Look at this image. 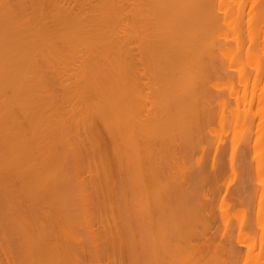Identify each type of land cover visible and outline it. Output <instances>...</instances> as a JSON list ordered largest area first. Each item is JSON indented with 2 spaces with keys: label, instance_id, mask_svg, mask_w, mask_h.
Returning <instances> with one entry per match:
<instances>
[{
  "label": "bare ground",
  "instance_id": "1",
  "mask_svg": "<svg viewBox=\"0 0 264 264\" xmlns=\"http://www.w3.org/2000/svg\"><path fill=\"white\" fill-rule=\"evenodd\" d=\"M263 76L264 0H0V264H264ZM213 119L249 218L193 190Z\"/></svg>",
  "mask_w": 264,
  "mask_h": 264
},
{
  "label": "rangeland",
  "instance_id": "2",
  "mask_svg": "<svg viewBox=\"0 0 264 264\" xmlns=\"http://www.w3.org/2000/svg\"><path fill=\"white\" fill-rule=\"evenodd\" d=\"M135 46V44H131V46L130 47H133V46ZM47 73H48V75H47ZM47 73H46V75H47V77L46 78H51L52 77V72L51 71H47ZM263 80H264V76H263ZM213 120H215V121H212L210 124L212 125L213 124V132L214 133H216L215 134V136H217V138H215V140L214 139H212L211 140V138H209V136H208V139H207V135H210L212 138H213V136H212V131H210L211 133L209 134V133H207V135H206V137L204 136L203 137V139H204V142L203 141H201L202 142V144L203 145H205L207 148H208V155L210 156V157H215L216 158V161L218 162V161H220L222 164H224V167H225V175L223 176V178H221L219 181H217V185H216V180L214 181V180H211L213 183H211L210 182V185L208 184L207 186H205L204 184H203V182L201 181V186H199L198 184H194V185H196V186H194L193 184V190H197V194L199 193H201L202 191H205V193H204V195L203 196H208V199H211V201H219V200H221L222 199V197L224 198L223 200H225L226 201V199L225 198H227L228 197V199H227V201L226 202H230L231 201V203H233V201L235 200V198H236V194H237V191L238 190H242L243 189V187H244V184H245V187H244V189H246V190H248V193H250V195H255V191L257 190V188L256 187H259L260 186V184L258 183V179H257V172H256V170H255V167H253V165H250V164H252V163H250L249 164V162H251L252 160H253V158H255V155H254V151H253V144H254V141H255V137L251 140V145H249L250 147H248V149L250 148V150H248V149H243V147H245V144L246 143H244L245 141H244V136L241 134V132H240V134L239 135H242L241 136V142H242V144L240 143H238V146L235 148V141L237 140V138H235V136H234V131H233V133H231V135L229 136L227 133H223V132H219L220 131V126H219V122L218 121H216V119H213ZM256 122H254V124H255V128H254V131H255V133H256V128H258L260 125L259 124H257L258 122H259V119H256L255 120ZM218 122V123H217ZM216 124V125H215ZM217 126V127H216ZM257 126V127H256ZM211 128V130H212V127H210ZM239 129V128H238ZM241 130V129H240ZM99 132H98V135H99V133H100V130H98ZM237 131V130H236ZM236 131H235V134H236ZM257 131H258V129H257ZM238 132H239V130H238ZM237 132V133H238ZM220 133V134H219ZM100 134H103V132L102 133H100ZM227 134V136H225ZM221 135V136H220ZM238 135V134H237ZM101 136V135H100ZM99 136V138H101ZM105 136V137H104ZM223 136V137H222ZM228 136H229V139H228ZM107 137V135L106 134H103L102 135V138L101 139H103V138H105V140H107V142L109 143V139H108V137ZM224 137H226V138H224ZM231 137V138H230ZM239 137V136H238ZM220 138H221V140H220ZM223 138V139H222ZM217 139V140H216ZM227 139V141H225ZM212 141H215V142H213L212 143ZM221 143H220V142ZM100 142H101V140H100ZM104 141H102L101 143L102 144H104L103 143ZM107 142H105V144H106V146H107ZM223 142H224V144H223ZM232 142H235V143H233V144H231ZM105 144L103 145V146H105ZM215 144V145H214ZM229 144V145H228ZM109 145V147L107 146L106 147V149L107 150H110V143L108 144ZM217 145H219V146H217ZM224 145H226V151H222V150H224ZM233 147L235 148V153H232L233 151H232V149H233ZM220 148V149H219ZM232 148V149H231ZM239 150H238V149ZM227 149H228V151H227ZM234 150V149H233ZM238 150V151H237ZM244 150V151H243ZM246 150H248V152L249 153H247V151ZM252 152V153H251ZM202 153V151L201 150H199V151H197L196 152V156H197V158H200V154ZM109 155V154H108ZM195 156V157H196ZM235 158V159H233V158ZM226 158V159H225ZM230 158H232L233 160H235L234 161V164L237 162V163H239V164H237L236 163V167H235V170H234V173H232L231 172V169L229 168L230 167ZM109 159H110V155H109ZM222 160V161H221ZM111 161V162H110ZM244 161H246L245 163H244ZM108 162V161H107ZM228 162H229V165H228ZM248 162V163H247ZM110 163H113L112 162V160L110 159L109 160V164ZM243 163V164H242ZM240 164H242L243 166H242V170H241V166H240V170H239V166L238 165H240ZM248 164H249V167H253V171H252V168H251V171H250V168L248 167ZM113 164H110L109 166H112ZM247 166V167H246ZM238 168V169H237ZM244 169V170H243ZM246 169V170H245ZM239 170V171H238ZM228 171V172H227ZM238 173H237V172ZM253 172L252 173V175H251V179H250V177L249 176H247V172ZM236 173V174H235ZM229 174V175H228ZM238 174V175H237ZM249 175H250V173H249ZM255 175V176H254ZM112 176H116V173H113V175ZM227 176V177H226ZM231 176V177H230ZM233 176V177H232ZM247 176V178H248V182H250V183H248L246 180H245V177ZM252 177H254L255 179H253ZM259 177V176H258ZM81 178L82 179H87L88 178V175H86V174H81ZM114 178V177H113ZM116 178V177H115ZM114 178V179H115ZM232 178V180H230ZM235 178V179H234ZM224 179V180H223ZM244 179V180H243ZM250 179V180H249ZM252 179H253V181L254 182H252ZM231 182V184H229L228 185V183H230ZM233 181V182H232ZM245 181V182H244ZM260 181V180H259ZM242 182V183H241ZM261 182V181H260ZM197 183H200V181H197ZM206 183H207V181H206ZM205 183V184H206ZM222 183H225V184H222ZM253 183V184H252ZM242 184V185H241ZM248 184H249V186H248ZM216 185V186H215ZM221 185V186H220ZM259 185V186H258ZM204 188H203V187ZM228 186V187H227ZM200 187V188H199ZM208 187H209V190H210V192L208 191ZM223 187V188H222ZM226 187H227V189H226ZM231 187V188H230ZM191 188H192V186H191ZM204 189V190H202V189ZM219 188V190H221V192L220 191H218L217 189ZM251 188V189H250ZM225 190H226V192H225ZM234 190H235V192H234ZM196 192V191H195ZM229 192V193H228ZM233 192V195H234V197H233V195L231 196V193ZM224 193H225V195H224ZM227 193H228V196H227ZM254 193V194H253ZM198 194V195H199ZM206 194V195H205ZM199 196H202V194L201 195H199ZM203 196L201 197V199L203 200ZM247 195H245L244 194V196H243V200L245 201H243V205H241L240 206V204L239 203H237L238 201H236L235 200V203H233V204H237L236 205V208L235 209H233V210H231L233 207V205L230 203H228L229 204V206L231 207V209H229L231 212H230V214H232V212L233 213H236V214H238L235 210L237 209H239V207H241L243 210L241 211V214H240V216H239V214H238V216L239 217H243L244 218V216H245V214H246V216H248V213H245V210L247 209L246 207H248L247 206V204L249 203V201L247 202V200H249L250 198H248V197H246ZM210 197V198H209ZM218 197H219V199H218ZM207 198V197H206ZM231 198H233L232 200H231ZM245 198V199H244ZM218 199V200H217ZM205 200V199H204ZM251 200V199H250ZM206 201H209V202H211L210 200H206ZM251 201H253V200H251ZM254 202V204H255V201H253ZM245 203V204H244ZM252 203V202H251ZM257 203V202H256ZM250 204V203H249ZM244 205H245V208H243L244 207ZM252 205H253V203H252ZM251 206V205H250ZM229 207V208H230ZM235 207V206H234ZM252 207V209L250 210V211H252V214L254 215V209H253V206H251ZM250 207V208H251ZM249 208V209H250ZM239 210H241V209H239ZM218 210H216L215 208H214V214L215 215H217L218 216V214H219V211L217 212ZM235 211V212H234ZM243 211H244V216H243ZM247 211H249L248 209H247ZM250 211H249V213H250ZM215 212H217V213H215ZM240 212V211H239ZM251 214V213H250ZM250 214H249V216H248V218L249 217H251L250 216ZM252 215V216H253ZM245 216V217H246ZM248 220V219H247ZM246 220V221H247ZM251 220V219H250ZM245 221V220H244ZM253 221H254V219H253ZM220 222H221V220H220ZM217 224V223H216ZM221 224V225H220ZM220 224H217V225H220V226H222V227H220V231L219 232H221V236L220 237H217V242L218 241H221V243L223 242H226V241H224V240H226V239H222V236H223V238L225 237H228L229 236V234H227L228 236H226L225 234H223L222 235V233H225V228L223 227V223H220ZM94 226L95 227H93V230L95 231V230H97V232H99L101 229H100V227H102L101 226V224L100 223H95L94 224ZM252 226V228H247L246 229V231H245V233H249V234H253V236H256V232L257 231H255V229L253 230V227L255 228V226L254 225H251ZM250 226V227H251ZM16 227V226H15ZM213 227V226H212ZM13 229L11 230V232H12V234H10L11 236H10V238H13L12 240V245H14V243L16 242V240H18L17 238L19 237V236H21L22 235V231L20 230V228H14V225H13V227H12ZM215 228H216V226H214V228H213V230H211V233L212 232H214V230H215ZM222 228H224L223 230H221ZM21 231V232H19L20 233V235L19 234H16V233H18V232H16L15 233V231ZM224 231V232H223ZM15 233V234H14ZM226 233H228V231L226 232ZM19 235V236H18ZM253 236H251V237H253ZM254 238V237H253ZM256 238H258L257 236H256ZM220 239V240H219ZM222 239V240H221ZM228 239V238H227ZM255 239V238H254ZM258 240V239H257ZM256 239H255V241H257ZM239 243V242H238ZM242 245H237L238 246V248H242V246H243V243H241ZM244 247H246L245 245H244ZM244 247L242 248V253L243 252H245L246 250L244 249ZM15 251H14V250ZM16 250L18 251V249L17 248H15V247H13L12 248V252H13V254L15 255V252H16ZM26 252H28L29 253V251L27 250ZM25 252V253H26ZM18 253V252H17ZM13 255V256H14ZM18 255V254H17ZM243 255V254H242ZM15 258H17L16 256H15ZM16 262L18 261V260H15ZM105 261V262H104ZM102 260L99 264H106V263H108L106 260ZM124 261V260H123ZM16 262H14L15 264H19L18 262L16 263ZM81 263H83V261L81 260L80 261V264ZM84 263H86V262H84ZM83 263V264H84ZM109 264V263H108ZM252 264H254V263H252Z\"/></svg>",
  "mask_w": 264,
  "mask_h": 264
}]
</instances>
